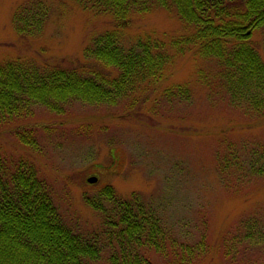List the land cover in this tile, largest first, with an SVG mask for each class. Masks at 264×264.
<instances>
[{
  "label": "rangeland",
  "instance_id": "rangeland-1",
  "mask_svg": "<svg viewBox=\"0 0 264 264\" xmlns=\"http://www.w3.org/2000/svg\"><path fill=\"white\" fill-rule=\"evenodd\" d=\"M23 1L0 0V61L92 68L96 62L84 51L106 31L119 35L123 49L148 43L168 59L162 79L145 83L133 104L130 98L116 104L71 100L59 113L34 104L25 117L0 123V169L32 164L63 220L97 236L101 251L90 264H109L111 228L88 203L111 208L100 194L107 185L122 198L138 193L159 219L166 256L138 249L154 264H264V241L246 237L243 225L248 220L264 234V175L249 168L264 140V109H252L253 92L237 85V76L228 79L215 58L172 45L194 27L174 8L154 3L147 11L132 10L119 26L77 0H42L43 27L25 36L12 23ZM248 41L264 59L261 31ZM178 85L188 93L165 92ZM90 176L97 180L88 182Z\"/></svg>",
  "mask_w": 264,
  "mask_h": 264
},
{
  "label": "trees",
  "instance_id": "trees-1",
  "mask_svg": "<svg viewBox=\"0 0 264 264\" xmlns=\"http://www.w3.org/2000/svg\"><path fill=\"white\" fill-rule=\"evenodd\" d=\"M77 1L84 8L111 15L119 26L126 22L129 12L147 11L153 3L174 8L194 30L174 39L172 45L179 52L215 58L228 71V79L237 76L236 84L253 92L252 109H264V59L248 41L254 30L261 31L264 41V0ZM46 16L47 6L42 0H25L13 11L12 23L19 34L34 36ZM138 47L123 49L119 35L106 31L84 51L96 62L92 68L0 61V123L25 117L34 104L58 113L71 100L116 104L130 98L133 104L141 87L145 90L148 82L162 79L168 59L157 45L156 52L148 43ZM165 92L182 95L188 89L178 85ZM18 134L29 144L26 135ZM259 149L249 168L264 175V140ZM100 194L113 203L111 208L98 207L94 199L88 203L102 212L103 223L111 228L109 264H154L139 247L153 248L166 256L164 230L138 193L122 198L107 185ZM243 225L246 237L264 241V234L258 235L248 220ZM113 242L115 248L110 246ZM100 251L96 235L79 233L63 220L47 181L38 176L32 164L19 161L9 172L0 169V264H90Z\"/></svg>",
  "mask_w": 264,
  "mask_h": 264
},
{
  "label": "water",
  "instance_id": "water-1",
  "mask_svg": "<svg viewBox=\"0 0 264 264\" xmlns=\"http://www.w3.org/2000/svg\"><path fill=\"white\" fill-rule=\"evenodd\" d=\"M97 180V178L95 176H90L87 178V181L92 183V182H95Z\"/></svg>",
  "mask_w": 264,
  "mask_h": 264
}]
</instances>
